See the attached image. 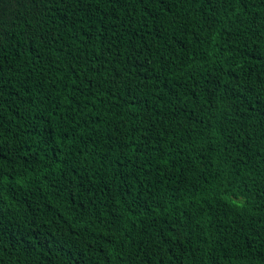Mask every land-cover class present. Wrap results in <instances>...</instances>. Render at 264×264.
<instances>
[{
  "label": "trees",
  "instance_id": "obj_1",
  "mask_svg": "<svg viewBox=\"0 0 264 264\" xmlns=\"http://www.w3.org/2000/svg\"><path fill=\"white\" fill-rule=\"evenodd\" d=\"M0 264H264V0H0Z\"/></svg>",
  "mask_w": 264,
  "mask_h": 264
}]
</instances>
